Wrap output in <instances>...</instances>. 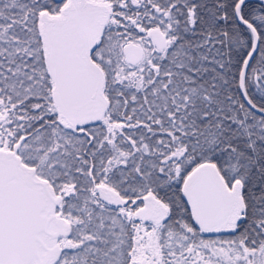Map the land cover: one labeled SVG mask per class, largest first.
I'll return each mask as SVG.
<instances>
[{
    "label": "snow or ice",
    "instance_id": "6c2138e0",
    "mask_svg": "<svg viewBox=\"0 0 264 264\" xmlns=\"http://www.w3.org/2000/svg\"><path fill=\"white\" fill-rule=\"evenodd\" d=\"M0 264H264V0H0Z\"/></svg>",
    "mask_w": 264,
    "mask_h": 264
}]
</instances>
